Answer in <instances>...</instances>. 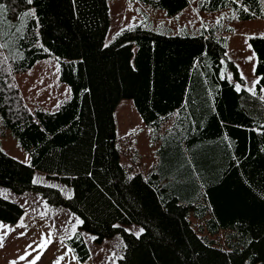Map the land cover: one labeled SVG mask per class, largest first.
I'll return each mask as SVG.
<instances>
[{
	"label": "trees",
	"instance_id": "1",
	"mask_svg": "<svg viewBox=\"0 0 264 264\" xmlns=\"http://www.w3.org/2000/svg\"><path fill=\"white\" fill-rule=\"evenodd\" d=\"M135 1L161 8L167 16L189 4ZM241 3L250 10L232 0H196L199 9L230 7L234 13L223 25L202 27L198 35H166L136 24L119 30L102 47L110 24L107 0H78L77 15L71 0H34L40 17L35 30L50 51L43 52L34 36L0 49L7 57L6 64L0 63L1 126L31 161L29 166L0 152V186L17 194L39 193L48 205L65 207L82 220L76 234L65 239L78 261L89 256L81 230L95 236L96 243L119 233L128 245L121 252L127 259H116V264H243L252 252L264 254V241L254 239L264 235V100L259 93L264 36H248L259 79L254 97L243 86L235 91L234 82L244 81L225 55L232 29L228 23L236 16L264 19V3ZM8 19L19 25L11 13ZM33 24L29 20L25 31H33ZM49 56L58 59L59 79L70 95L55 110L29 108L18 86L12 87L17 85L14 75ZM123 98H130L153 127L151 138L158 144L157 162L146 177L134 172L132 180L120 160L130 136H115L114 112ZM121 138L123 148L115 142ZM36 170L70 193L32 183ZM22 213L20 204L0 195V221L15 225ZM131 223L146 227L139 240L123 231Z\"/></svg>",
	"mask_w": 264,
	"mask_h": 264
},
{
	"label": "rangeland",
	"instance_id": "2",
	"mask_svg": "<svg viewBox=\"0 0 264 264\" xmlns=\"http://www.w3.org/2000/svg\"><path fill=\"white\" fill-rule=\"evenodd\" d=\"M109 6L113 2L118 3L112 9V16L118 19L116 23L110 25V30L107 38L104 40L108 44L114 35L124 27H133L136 24H141L144 27L155 32L172 35V34H189L198 35L204 25L207 27L223 25L228 16L233 13L230 7L221 8L216 11H206L197 8L196 0H189V4L174 16H167L163 9L150 7L136 2L135 0H107ZM195 9V11H193ZM223 13L219 23L216 18ZM178 17V18H177ZM202 17V20L200 19ZM114 22V21H113ZM231 26V31L227 33L229 42L226 50L227 57L231 59L239 72H243L247 78L248 86L251 87V81L256 79V75L252 69L255 66V57L252 60H247L245 57L250 56L253 52L248 47V36L264 33V19L255 17L246 20H231L228 23ZM30 70V71H29ZM15 82L24 98L25 103L29 108L35 106H43L49 110H55L56 106L67 99L70 95L69 86L59 79V62L54 56L45 57L37 60L28 70L16 73L14 75ZM262 89V88H261ZM260 97H264V92H261ZM115 136L116 138L130 136V142L127 144V152L122 151L120 160L127 165L129 173L141 172L144 177L150 167L157 162L158 144L154 143L151 134L154 131L150 124H146L141 116L136 111L133 101L130 98H123L115 108ZM123 138L116 139V145L123 148ZM0 147L5 153L11 157L24 162L25 158H29L28 152L20 146L15 136L9 129L1 126L0 122ZM41 172V171H40ZM43 174V173H41ZM39 181L45 184L57 185L58 188H66L67 193H70L69 188L65 187L60 181L55 179L47 180L43 175H37ZM5 189L6 187L0 186ZM0 189V193H3ZM2 190V191H1ZM11 196L9 200L15 201L23 205L25 214L38 215L45 213L42 211L44 199L37 193L25 192L16 194L8 189ZM5 197V196H4ZM39 198V199H38ZM53 208V207H52ZM34 209V210H33ZM45 215V214H44ZM63 223H68V217L63 216ZM193 220V218L190 216ZM70 222V221H69ZM5 223V222H4ZM8 224L11 231L0 226V236L3 237L2 245H0V264H8L9 261H15V264H42L41 260L35 261L32 257L25 254V251L31 245L32 240L26 234L29 230L35 237L42 240L43 235L39 232L32 231L24 226ZM124 228L139 225L135 223L124 224ZM26 229V230H25ZM83 231V230H82ZM73 230L70 226L64 229V232H56L57 236L70 235ZM4 233H7L6 235ZM23 233V235H20ZM85 240L88 244L91 260L93 264H115L116 258L112 256L113 252H122V238L119 233L111 237L103 239L99 244H96L91 239L93 236L89 232H85ZM119 234V235H117ZM121 244L117 248L116 245ZM19 247H23L22 254L16 255ZM20 257H23L21 259ZM103 260V261H102Z\"/></svg>",
	"mask_w": 264,
	"mask_h": 264
},
{
	"label": "snow or ice",
	"instance_id": "3",
	"mask_svg": "<svg viewBox=\"0 0 264 264\" xmlns=\"http://www.w3.org/2000/svg\"><path fill=\"white\" fill-rule=\"evenodd\" d=\"M232 2L236 5L239 6V8L243 9V11L248 12L250 9L243 3H241V0H232ZM261 3H264V0H260ZM25 4L27 5L26 8L24 9H19V5L20 4ZM71 4H72V11H73V15H77L78 14V0H71ZM193 11H195V9H193ZM12 14V16L19 20V25L14 24L11 20L8 19L9 14ZM223 16V13L220 14L219 17L216 18V22L219 23L221 18ZM178 18V17H177ZM236 19H238L239 17L236 16ZM39 19L40 17L37 15V9L34 6V0H11L10 3H5L4 0H0V38L3 37H7L6 40H4L2 43H0V49H6L9 47L10 43L14 44L18 40L22 42L29 36H34L37 38L36 40V44L39 48L42 49L43 52L47 53L48 51H50L48 48L44 47L43 44L41 43V40L39 39L40 37V32L36 31L35 29L39 28ZM200 19L202 20V17H200ZM29 20L33 21V31L28 32L25 31V28L29 22ZM4 26H7L10 30L5 32L4 31ZM130 27V25H129ZM204 27H207V25H204ZM15 29V31H11V29ZM193 35H195V33H193ZM254 35V34H253ZM261 36H264V33H261ZM28 46L31 47V41H29ZM102 47H107V44H102ZM249 48H251V45H248ZM202 55H207V53H202ZM227 55V54H225ZM255 52H253L250 56L245 57V59L247 60H252L255 57ZM13 59H15V57H13ZM21 59H23V57H21ZM221 62L223 63V58L221 59ZM0 63H7V57H4L2 55V53H0ZM238 67V66H237ZM8 70V69H6ZM30 71V70H29ZM253 73H255V66H253L252 69ZM225 77L223 75H221V79H224ZM227 78L229 80V82H232V73L229 72L227 73ZM240 80L244 81L243 85L241 84L240 81H236L234 82L233 86L236 92H240L242 86L244 87V89L251 94L253 97L257 95V92L254 90L255 86L257 85V83L259 82V79H253L251 81V87L248 86V81L247 78L244 76L243 72H240ZM12 87H17V85H12ZM86 91V90H85ZM261 92H264V88L260 89ZM210 95V93H209ZM262 100H264V97H261ZM58 107V105L56 106ZM215 109H213L214 111ZM179 113L177 112V115ZM0 119H3V117H0ZM187 119L189 121H191L192 117L191 114L188 115ZM176 127H181V125H176ZM258 132L261 131V129H257ZM3 149H0V152H2ZM261 151H264V148L261 149ZM15 159V158H14ZM24 163L29 164V166H31V161L29 158H25ZM56 173H53V176H55ZM86 175L89 176L90 178L94 176L93 172L88 171L86 172ZM136 176V173L132 172L129 174L128 179L132 180L134 179V177ZM32 183H39V180L36 178V174H33ZM51 187L55 188L57 187V185L53 184L51 185ZM4 192H7L8 189L5 188L3 189ZM39 193L37 194V196L39 197ZM66 198H70L67 197ZM4 199H8L6 196L4 197ZM45 203V205H47V200L45 199L43 201ZM20 207L22 208L23 205H20ZM34 210V209H33ZM24 221V217L21 216L18 221H17V225L18 226H24L23 224ZM69 221H74L71 224L72 230L75 233V229L76 226L83 223L82 220H80L79 218H77L75 216L74 213H72L69 216ZM0 226H2L3 228L7 229L8 231H11V228L8 224H5L3 221H0ZM67 226V225H65ZM113 228H120L121 225L120 224H113L112 225ZM123 231L128 233L129 235L135 237L137 240H139L140 238H142V235L146 232V227L141 225L138 228L135 226H131V227H127V228H123ZM5 235L7 233H4ZM20 235H23V233H20ZM43 235V234H42ZM52 233L51 231H49L48 236L51 237ZM119 235V234H117ZM95 236H91V239H95ZM254 239L257 240H261L264 241V235H261L259 233H257L254 236ZM2 241H3V237L0 236V245H2ZM123 248L127 249L128 245L127 244H123L122 245ZM247 246V245H246ZM117 248L121 247V244H117L116 245ZM69 252L73 251L71 248L68 249ZM230 251V250H229ZM112 256L115 257L116 259H118L119 261H126L127 259V254L125 253V255H119V253L113 252ZM21 259H23V257H20ZM63 257H61L62 259ZM73 259H77V257L73 256ZM8 264H15V261H9ZM243 264H264V254H257L256 252H252L247 259L243 260Z\"/></svg>",
	"mask_w": 264,
	"mask_h": 264
},
{
	"label": "crops",
	"instance_id": "4",
	"mask_svg": "<svg viewBox=\"0 0 264 264\" xmlns=\"http://www.w3.org/2000/svg\"><path fill=\"white\" fill-rule=\"evenodd\" d=\"M118 3L113 2L112 5L109 6V17H110V24H109V28L108 31L105 35V39L108 36L109 30H110V25L116 23V21L118 19H114L112 16V9L113 7L117 5ZM114 21V22H113ZM119 22V20H118ZM228 42H229V36H228ZM228 46V44H227ZM257 79V77H256ZM264 88V87H262ZM260 93V91H259ZM261 95V93H260ZM117 107V106H116ZM116 110V109H115ZM114 119H115V112H114ZM42 172L36 170L35 174L39 175H43L45 179H47L43 174H41ZM3 189V188H0ZM66 189V188H65ZM2 191V190H1ZM5 194L0 193L2 196H11L10 192H4ZM28 192V191H26ZM25 193V192H23ZM8 194V195H7ZM7 197V198H9ZM39 199V198H38ZM53 207V208H52ZM43 206L42 211H44L45 215L43 213L38 214V215H27L25 214V209L23 208V213L21 214V216L24 217V221L27 225L26 228H29L32 231H37L40 234H43L42 240L39 241V238L35 237L29 230H26V234L28 235V237L32 240L31 245L29 246V248L25 251L26 255H29L30 257L33 258V260L35 261H39L41 260L42 264H93L92 260H91V253L88 247V244L85 240V232L86 231H81V235L88 247L89 250V256L84 260V261H77L76 259H73V253L72 251L69 252V246H67V244L65 243V239L70 236V235H61V236H57L56 232H64V229L67 228V226L71 227L72 222H69V216L72 214L67 208L62 207V206ZM20 216V217H21ZM63 216H67L68 217V223H63ZM78 218V217H77ZM17 225V223H16ZM67 225V226H65ZM78 225L76 226L77 230ZM49 231H51L52 235L51 237L48 236ZM93 240V239H92ZM99 244V243H96ZM23 247H19L18 251L16 252V255L18 254H22L23 252ZM61 257H63L61 259ZM103 261V260H102Z\"/></svg>",
	"mask_w": 264,
	"mask_h": 264
}]
</instances>
